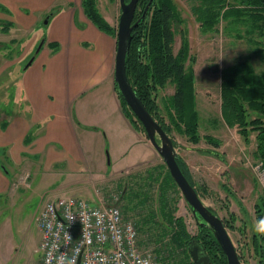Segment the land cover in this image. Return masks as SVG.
Here are the masks:
<instances>
[{
  "label": "crops",
  "instance_id": "1",
  "mask_svg": "<svg viewBox=\"0 0 264 264\" xmlns=\"http://www.w3.org/2000/svg\"><path fill=\"white\" fill-rule=\"evenodd\" d=\"M56 3L57 0H0V8H4L0 9V24H12L7 32H0V54L11 56L0 62V199L13 191L9 170L29 168L32 158L45 156V162L53 166L61 162L59 152L70 154V171L78 172L81 168L75 166L76 157L87 148L84 137L90 133L88 131L112 138L114 148L130 162L125 172L143 164L149 153L140 131L135 130L124 115L115 89V39L86 18L81 0H67L66 7L54 9ZM230 7L223 8L214 29L201 30L202 65L199 66L197 57L192 70L194 94L201 97L205 106L204 118L201 117L200 125L198 113L200 141L188 142L193 146L201 141L209 145L194 148L203 161L211 157L221 164L225 161L218 167L217 182L235 202L237 211L230 215L255 216L261 195L249 158L252 156L254 162L257 161L258 132L250 131L245 139L236 124L225 121L221 86L223 81L242 75L244 69L256 75L264 73V17L250 18L243 25L242 16ZM224 11L225 16L222 15ZM50 12L54 13L42 30V21ZM197 27H200L198 22ZM189 33L188 46L193 55L195 39L194 34ZM41 41L42 47L34 53ZM16 42L23 43L17 45ZM53 42L58 44L56 50L49 46ZM32 55L31 64L19 69ZM201 126L203 135L200 134ZM228 133L240 138L251 152L225 159L219 148L226 146L223 137ZM27 136L29 140L25 142ZM205 136L218 140L219 146L208 143ZM139 144L141 149H133ZM178 156L185 162L195 183L188 162L180 154ZM204 167V172L210 176V166ZM251 201L252 209L246 206V202Z\"/></svg>",
  "mask_w": 264,
  "mask_h": 264
},
{
  "label": "rangeland",
  "instance_id": "2",
  "mask_svg": "<svg viewBox=\"0 0 264 264\" xmlns=\"http://www.w3.org/2000/svg\"><path fill=\"white\" fill-rule=\"evenodd\" d=\"M66 3L67 0H57L54 9L61 6L66 7ZM172 3L177 13L176 20L171 24L174 34L173 53H178L181 43L185 37L187 38V32L189 31V34H194L195 52L193 53L194 57H192V51L188 48V59L190 61L186 60L185 67H192L197 57L199 66H201L202 33L201 28L197 27L195 14V8L200 4V0H172ZM96 6L100 14L117 29L120 16L119 0H96ZM41 29L44 30L43 24ZM15 34L14 36H16ZM114 39L116 42V36ZM16 43L20 45L23 42ZM2 54H0V62L11 59V56ZM29 60L21 64L19 69L25 68ZM196 81L198 85V78H196ZM174 92L175 85L169 82L155 94L160 116L167 124L170 122L169 113L175 116L171 103ZM194 95L193 101L200 115L201 125L205 106L202 105L201 97L197 98V95ZM248 112L252 118L256 115L251 111ZM88 132L90 133H86L84 137L87 148L85 147L76 157L75 166L78 165L81 168L76 173L70 171V154L60 152L58 154L62 158L57 165L49 166L47 160L45 162L43 158L45 156H42L36 160L32 158L33 163L27 169L21 167L13 169L12 172L9 170L13 191L9 193V196H2L0 199L2 204L0 206V258H2L0 264L37 263L40 258V252L37 250L40 233L36 216L45 200L73 195L92 201L95 192H99L103 197L109 196L110 193L118 196L125 193V189H127L126 195L119 202V206L125 217L136 223L139 238L143 241L141 245L145 248L154 249L160 264H177L178 261L183 260L184 255L182 252H175L173 257H169L166 252H157L156 250L160 247L163 248V245L168 243L169 236L166 235H169L171 227L160 212L158 183L152 182L148 177L154 168L164 164V162L148 142L146 135L140 131L149 148V153L145 158L146 161L136 167L127 169L125 172V167L130 162L121 157L120 152L117 151L118 148H114L112 138L109 139L101 132ZM204 133L201 126L200 134L203 135ZM170 138L176 143L175 151L188 162L198 189L201 190L202 186L207 188V194L201 198L204 204L224 221L232 222L233 229L227 228V232L237 253L241 256L242 264H258L260 255L256 253L254 242V235L258 234L256 231V214L255 216L239 215L238 217H232L230 213L234 214L237 211L235 202L230 200V197L217 182L218 167L225 161L221 164V161L214 157L206 158L203 161V157L197 154L194 148H206L209 145L201 141L198 145L193 146L188 142L186 135L175 128H172ZM223 140L226 146L220 147L219 152L224 155L225 159L231 160L232 156L238 157L243 152L248 154L251 152V148L245 147L243 141L235 135L228 133L227 136L223 137ZM251 140L254 141V135H252ZM137 148L141 149L142 145L139 144L133 147L135 150ZM249 161L253 164V168L261 163L258 172L264 171L262 162L258 157L257 161L254 162L251 156ZM205 165L210 166V176H207L204 172L206 170ZM255 174L260 195L264 197V184L256 171ZM252 203V201L246 202V206L252 209ZM167 204L168 212L173 210L174 217H181L189 234L195 236L198 233L197 223L199 220L193 215L190 206L181 194L171 195ZM251 212L254 214L253 211ZM164 231L167 232L166 235H163Z\"/></svg>",
  "mask_w": 264,
  "mask_h": 264
},
{
  "label": "trees",
  "instance_id": "3",
  "mask_svg": "<svg viewBox=\"0 0 264 264\" xmlns=\"http://www.w3.org/2000/svg\"><path fill=\"white\" fill-rule=\"evenodd\" d=\"M148 2L149 0H138L136 5L133 23L138 21V24L131 32L129 50L126 54L127 77L137 97L169 136L172 128H175L185 134L191 143L196 144L200 141L201 137L198 133V112L195 109L193 101V70L191 66L185 67L186 60H189L187 38L183 39L178 53L174 54L172 48L174 34L171 24L176 20L177 13L172 0H152L147 12L144 13ZM226 5L231 6L230 8L233 9L234 13L242 16L243 25L250 18L264 17V0H200V4L195 8V14L196 21L199 23L202 31L214 29L220 19L221 11ZM234 6L240 8L237 10ZM81 7L86 18L97 29L113 38L116 36V27H113L100 14L96 6V0H81ZM0 9L4 10V8ZM148 13L149 19H147ZM225 14L226 11L222 15L225 16ZM244 18L246 19L244 20ZM11 25L10 22L0 24V32H7ZM49 46L53 50H56L58 44L53 42L49 43ZM169 82L175 85V92L171 99L175 116L169 113L170 122L167 124L160 116L155 94ZM115 89L124 115L130 120L134 128L145 134L141 123L127 107L116 86ZM221 97L223 117L228 124H236L245 139H247L250 131L258 132L256 136V157L261 160L264 167V73L256 75L251 70L244 69L242 75H236L233 79L223 81ZM248 111L256 115L252 118ZM204 139L214 147H218L220 144L218 140L211 136H205ZM28 140L29 137L27 136L25 142ZM173 145L176 147L174 141ZM213 154L218 156L217 153L213 152ZM176 161L199 197L202 198L206 195L207 189L202 187L199 190L192 181L189 170L182 158L178 156ZM2 167L4 168V166ZM148 177L152 182L158 183L160 212L171 227L169 235H166L167 232L165 231L163 233V235L169 236L168 243L164 244L163 248H157V252H166L169 257H173L175 252H182L184 258L178 261L177 264H191L187 251V243L194 239L202 245L210 264H227L226 257L219 244L205 225L197 223L198 233L195 236H191L186 229L183 219L181 217H174L172 214L173 210H169L168 212L167 201L171 198V195H179L180 191L172 180L165 164L154 168ZM126 192L127 189H125V193L119 195V202L126 195ZM209 209L216 214L211 208ZM255 214L257 221L264 219L263 196L260 197V201L255 207ZM197 218L199 221H202L199 217ZM222 221L226 229H233L232 222ZM254 242L256 253L260 255L258 264H264V235L255 234ZM239 258L241 260L240 255Z\"/></svg>",
  "mask_w": 264,
  "mask_h": 264
},
{
  "label": "built area",
  "instance_id": "4",
  "mask_svg": "<svg viewBox=\"0 0 264 264\" xmlns=\"http://www.w3.org/2000/svg\"><path fill=\"white\" fill-rule=\"evenodd\" d=\"M260 164L254 171L264 184ZM119 200L99 192L93 201L73 195L45 200L36 216V264H160L154 249L141 245L136 224L125 217Z\"/></svg>",
  "mask_w": 264,
  "mask_h": 264
},
{
  "label": "water",
  "instance_id": "5",
  "mask_svg": "<svg viewBox=\"0 0 264 264\" xmlns=\"http://www.w3.org/2000/svg\"><path fill=\"white\" fill-rule=\"evenodd\" d=\"M138 0H119L120 16L118 19L116 32V50L114 66V83L125 101L127 107L141 123L148 142L162 158L166 169L172 180L176 184L181 196L190 206L193 215L202 221L199 224L205 225L213 234L226 257L227 264H242L237 250L231 241L222 219L214 214L202 201L195 188L189 183L177 164L178 154L175 151L173 141L170 136L162 129L159 123L147 111L142 101L137 97L126 74V54L129 50L131 32L137 26L138 21L133 23L134 13ZM152 0L145 6L144 13L147 12ZM53 12H50L43 20V25H47ZM149 19V13L147 15ZM43 41L38 45L35 53L42 47ZM34 56L26 64H31ZM187 251L191 259V264H210L202 245L197 240H190L187 243Z\"/></svg>",
  "mask_w": 264,
  "mask_h": 264
},
{
  "label": "clouds",
  "instance_id": "6",
  "mask_svg": "<svg viewBox=\"0 0 264 264\" xmlns=\"http://www.w3.org/2000/svg\"><path fill=\"white\" fill-rule=\"evenodd\" d=\"M256 231H257L260 235H264V219H260L259 221H257V224H256Z\"/></svg>",
  "mask_w": 264,
  "mask_h": 264
},
{
  "label": "flooded vegetation",
  "instance_id": "7",
  "mask_svg": "<svg viewBox=\"0 0 264 264\" xmlns=\"http://www.w3.org/2000/svg\"><path fill=\"white\" fill-rule=\"evenodd\" d=\"M129 1V0H128ZM128 1H126V2H128Z\"/></svg>",
  "mask_w": 264,
  "mask_h": 264
}]
</instances>
